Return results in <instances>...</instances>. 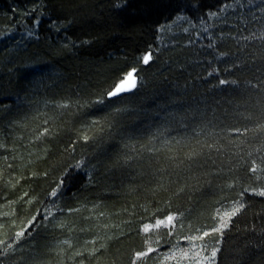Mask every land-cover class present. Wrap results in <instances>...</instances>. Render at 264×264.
I'll return each mask as SVG.
<instances>
[{
    "label": "trees",
    "instance_id": "trees-1",
    "mask_svg": "<svg viewBox=\"0 0 264 264\" xmlns=\"http://www.w3.org/2000/svg\"><path fill=\"white\" fill-rule=\"evenodd\" d=\"M261 126L264 0H0V264H264Z\"/></svg>",
    "mask_w": 264,
    "mask_h": 264
},
{
    "label": "snow or ice",
    "instance_id": "snow-or-ice-1",
    "mask_svg": "<svg viewBox=\"0 0 264 264\" xmlns=\"http://www.w3.org/2000/svg\"><path fill=\"white\" fill-rule=\"evenodd\" d=\"M36 23L38 24V21H36ZM153 59V55L152 52L149 51L146 54H144L141 58L142 63L144 65H148L150 63V61ZM137 73H138V69L137 68H132L131 70L127 71L120 79L118 82H116L112 89L109 90L106 94V98L107 99H112V98H116V97H122L125 93L128 92H132L137 88L138 85V77H137ZM219 83L221 85L228 83V81L226 80H220ZM235 83V82H233ZM97 103H104V98L100 99L97 101ZM262 128H264V126H261ZM237 133H239V129L235 130ZM85 139H87V137H85ZM209 147H211V145H209ZM200 154L198 153H192L190 155V159L195 160V157L198 156ZM252 171H256V169H252ZM62 187V185H58L57 190H54L50 193V197L53 198V200L55 198L58 197V191L59 188ZM183 190V189H182ZM245 191L247 192L248 190L245 189ZM258 195L260 196H264V190L260 191L258 193ZM241 196H243V193L241 194ZM245 208V203L237 201L236 202V207L234 209H232L231 211H224V212H220L219 210H217V214L216 216L213 217V219H218V223L213 226L211 228L210 231H204L202 233L201 236L199 237H191V240H195V239H203L204 237L209 236L212 233H218L221 236L223 235V231L224 229L229 227L230 222L232 221V219L234 217H236L243 209ZM71 211V210H69ZM52 215L51 210L50 209H45L41 212H38L37 216L39 217V219L37 218V216L32 217V220L29 222V228H32L33 230L35 229V226L39 223H41L44 220L49 219V217ZM168 222H173L175 217L173 215H168L166 217ZM159 224H163L164 221L160 220L158 221ZM147 230V228L145 229ZM27 231V229L25 230ZM25 235L24 231L21 232H17L15 233V236L18 237H22ZM28 235H31V232H28ZM4 241H0V244H4ZM217 243L219 244V241H217ZM8 248L12 247L11 243H8L7 245ZM220 249L217 248H213L211 250L210 256L206 257L205 259L210 261V264H216V257H217V253ZM153 251L152 249H149V252ZM148 255V253H138L137 254V258L138 259H143L144 257H146Z\"/></svg>",
    "mask_w": 264,
    "mask_h": 264
},
{
    "label": "water",
    "instance_id": "water-1",
    "mask_svg": "<svg viewBox=\"0 0 264 264\" xmlns=\"http://www.w3.org/2000/svg\"><path fill=\"white\" fill-rule=\"evenodd\" d=\"M132 92H133V91H132ZM128 93H131V92H128ZM128 93H125V94H128ZM125 94H124V95H125ZM116 98H117V97H116ZM112 99H114V98H112Z\"/></svg>",
    "mask_w": 264,
    "mask_h": 264
}]
</instances>
